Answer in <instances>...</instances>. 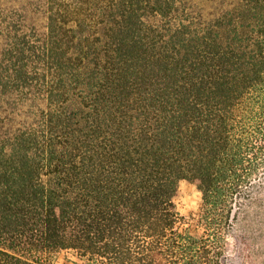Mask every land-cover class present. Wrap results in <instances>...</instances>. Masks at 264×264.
Here are the masks:
<instances>
[{"label":"trees","instance_id":"1","mask_svg":"<svg viewBox=\"0 0 264 264\" xmlns=\"http://www.w3.org/2000/svg\"><path fill=\"white\" fill-rule=\"evenodd\" d=\"M14 2L0 7V264H229L237 223L264 264V0ZM184 179L197 233L173 201Z\"/></svg>","mask_w":264,"mask_h":264},{"label":"rangeland","instance_id":"2","mask_svg":"<svg viewBox=\"0 0 264 264\" xmlns=\"http://www.w3.org/2000/svg\"><path fill=\"white\" fill-rule=\"evenodd\" d=\"M15 0H0V7L9 9L16 7ZM17 1V0H16ZM20 2V0H19ZM18 2V3H19ZM26 21L27 26H33L39 33L44 31L45 19L41 15H29ZM261 196H264V186L260 190ZM175 207L183 217L182 228H187L193 233H197L196 215L201 207V192L197 187V182L191 180H181L178 182L177 190L173 198ZM253 239L245 237L243 229L239 223L233 225V228L225 240V252L229 264H259L261 258V246L263 241L258 238L254 231ZM42 264H83L70 252L59 251L55 254L46 256Z\"/></svg>","mask_w":264,"mask_h":264}]
</instances>
